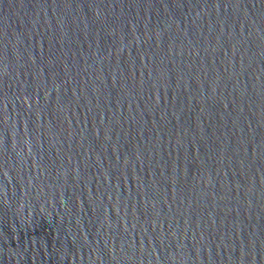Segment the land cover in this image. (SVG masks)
I'll return each instance as SVG.
<instances>
[{"label": "water", "instance_id": "95a60500", "mask_svg": "<svg viewBox=\"0 0 264 264\" xmlns=\"http://www.w3.org/2000/svg\"><path fill=\"white\" fill-rule=\"evenodd\" d=\"M0 264H264V0H0Z\"/></svg>", "mask_w": 264, "mask_h": 264}]
</instances>
